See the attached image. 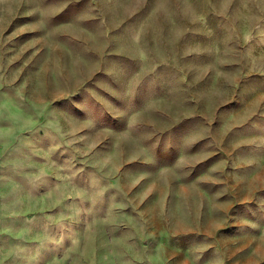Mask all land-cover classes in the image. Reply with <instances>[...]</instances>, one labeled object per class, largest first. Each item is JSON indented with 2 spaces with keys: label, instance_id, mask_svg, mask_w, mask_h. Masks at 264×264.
I'll return each instance as SVG.
<instances>
[{
  "label": "rangeland",
  "instance_id": "rangeland-1",
  "mask_svg": "<svg viewBox=\"0 0 264 264\" xmlns=\"http://www.w3.org/2000/svg\"><path fill=\"white\" fill-rule=\"evenodd\" d=\"M0 264H264V0H0Z\"/></svg>",
  "mask_w": 264,
  "mask_h": 264
}]
</instances>
